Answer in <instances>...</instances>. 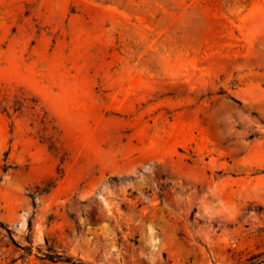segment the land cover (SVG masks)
<instances>
[{"label": "rangeland", "instance_id": "1", "mask_svg": "<svg viewBox=\"0 0 264 264\" xmlns=\"http://www.w3.org/2000/svg\"><path fill=\"white\" fill-rule=\"evenodd\" d=\"M0 222V264L264 251V0H0Z\"/></svg>", "mask_w": 264, "mask_h": 264}, {"label": "trees", "instance_id": "2", "mask_svg": "<svg viewBox=\"0 0 264 264\" xmlns=\"http://www.w3.org/2000/svg\"><path fill=\"white\" fill-rule=\"evenodd\" d=\"M0 227L5 229L7 236L12 240L11 233L12 231L9 228H6L2 222H0ZM22 250L20 257L24 258L27 255L31 254V248L28 246H22L20 247ZM43 259L50 260L52 262H67L71 264H84L82 261L77 260L78 262H75L76 260L72 258L71 256H67L65 254H61L58 251H55L52 248H47V253H43ZM244 264H264V251H260L257 253L251 254Z\"/></svg>", "mask_w": 264, "mask_h": 264}]
</instances>
